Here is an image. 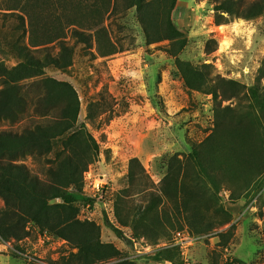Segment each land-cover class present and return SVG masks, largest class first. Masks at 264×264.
Segmentation results:
<instances>
[{
  "label": "rangeland",
  "instance_id": "obj_1",
  "mask_svg": "<svg viewBox=\"0 0 264 264\" xmlns=\"http://www.w3.org/2000/svg\"><path fill=\"white\" fill-rule=\"evenodd\" d=\"M239 1L240 12L264 2ZM80 2L75 7L80 16L104 17V21L88 31L92 47L68 37L73 47L71 66L49 67L46 76L74 87L81 102L79 121L87 123L100 146L83 178L88 201L75 206L80 222L100 228L101 246L81 254L75 243L29 225L24 240L0 244V264H264V15L247 21L221 14L215 10V0H164L155 11V32L165 30L170 14L168 21L187 36V47L179 55L183 61L196 67L208 65L219 84L222 79L239 83L232 90L240 92L237 99L215 100L186 87L168 51L170 41L147 45L136 8L125 11L121 3L107 15L103 0H89L87 8L79 7ZM11 25L3 24V31ZM52 26L55 31L59 27ZM251 88H256L257 99L248 93ZM227 106L236 108L229 118L224 114ZM37 121L36 117L4 122L0 130L22 132ZM194 146L203 151V158L213 156L203 160L216 175L212 181L190 157ZM54 157L55 153L50 159ZM173 157L182 161L176 169L179 179L184 177L180 182L186 191L180 194V203H198L209 232L197 234L185 226L161 237L158 244L154 236L135 239L133 226L140 223L150 199L145 190L162 191ZM134 158L144 166L148 182L128 191ZM22 163L40 175L48 167L47 160L33 157ZM97 184H101L99 192ZM171 207L167 204L161 213L160 228L182 219L179 210ZM114 228L122 230L123 237ZM178 232L187 235L183 250L176 245ZM167 246L179 249L173 262L151 258Z\"/></svg>",
  "mask_w": 264,
  "mask_h": 264
},
{
  "label": "trees",
  "instance_id": "obj_2",
  "mask_svg": "<svg viewBox=\"0 0 264 264\" xmlns=\"http://www.w3.org/2000/svg\"><path fill=\"white\" fill-rule=\"evenodd\" d=\"M79 1V7L83 4L85 8L89 7V0H0V125L38 118L22 132L0 130V199L5 204V209L0 211V244L24 240L29 236V225H36L43 233L75 243L81 254L101 246L100 228L93 223L80 222L75 206L77 202L88 201L83 192V178L99 156L100 146L87 123L79 121L81 102L74 87L46 76L49 67L64 70L71 66L73 47L69 46L68 37L92 47V36L88 31L104 21V17L80 16L75 12ZM103 1L107 15L121 3L125 11L136 8L147 45L171 42L168 51L176 59L187 88L211 95L215 100L239 97L236 93L240 92H232L238 82L225 79L221 80L222 84L214 82L208 65L196 67L179 57L187 47L188 38L168 21L170 14L165 30L155 32V11L164 0ZM215 1V10L221 14L247 21L264 15L263 1L252 3L242 12L237 8L239 0ZM219 17L228 21L224 16ZM5 23H12L7 32L2 29ZM52 25L59 27L56 31L51 30ZM5 57L15 60V64L7 63ZM219 89L223 91L221 94ZM248 93L255 99L259 96L256 88L249 89ZM225 110L227 118L236 112V108L230 106ZM55 147L61 149L56 151ZM54 153L55 157L50 159ZM202 155L203 151L194 146L190 157L202 175L212 181L216 175L203 160L214 158L212 155L203 158ZM27 157L48 161L42 175L22 163ZM179 164L182 165V161L173 157L160 193L146 188L150 199L141 213L143 221L133 226L135 239L154 236V244H158V239L185 226L197 234L209 232L198 203L185 200L180 203L179 196L186 191L180 182L184 177L179 179L180 172L176 171L181 167ZM129 182L128 191L136 189L139 183L147 185L148 174L138 158L130 162ZM196 185L202 189L200 182ZM167 204L178 209L182 219L169 221L171 227L160 228V215ZM128 225L127 222L126 227ZM114 232L118 237L124 235L119 228H114ZM178 253L177 247L160 248L151 258L157 262H173Z\"/></svg>",
  "mask_w": 264,
  "mask_h": 264
},
{
  "label": "built area",
  "instance_id": "obj_3",
  "mask_svg": "<svg viewBox=\"0 0 264 264\" xmlns=\"http://www.w3.org/2000/svg\"><path fill=\"white\" fill-rule=\"evenodd\" d=\"M100 185L101 184H97L96 186L98 192L100 191ZM186 239H187V235L185 233L178 232L176 234V245L180 246L182 250L186 247V244H187ZM7 244H8L7 246L10 245V243H7ZM135 244H138V242H135ZM167 247H173V246H167Z\"/></svg>",
  "mask_w": 264,
  "mask_h": 264
}]
</instances>
